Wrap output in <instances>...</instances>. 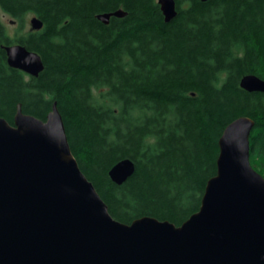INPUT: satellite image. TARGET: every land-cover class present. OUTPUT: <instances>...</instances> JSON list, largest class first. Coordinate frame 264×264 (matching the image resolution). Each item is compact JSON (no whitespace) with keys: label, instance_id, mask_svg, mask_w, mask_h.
<instances>
[{"label":"trees","instance_id":"16d2710c","mask_svg":"<svg viewBox=\"0 0 264 264\" xmlns=\"http://www.w3.org/2000/svg\"><path fill=\"white\" fill-rule=\"evenodd\" d=\"M175 1L166 22L158 0H0L20 29L29 15L43 22L13 37L0 16V117L13 124L21 104L46 120L56 102L81 170L122 223L179 226L197 212L241 116L255 122L250 160L264 176V93L240 85L264 79V0ZM16 43L41 56L39 76L8 64L3 45ZM126 158L135 172L117 184L109 171Z\"/></svg>","mask_w":264,"mask_h":264},{"label":"water","instance_id":"95a60500","mask_svg":"<svg viewBox=\"0 0 264 264\" xmlns=\"http://www.w3.org/2000/svg\"><path fill=\"white\" fill-rule=\"evenodd\" d=\"M206 1V0H204ZM166 22L175 0H158ZM99 14L104 23L124 16ZM43 22L31 18L32 30ZM8 64L37 77L41 56L24 45H3ZM240 85L264 93V79ZM253 119L241 116L219 140L217 173L197 212L181 225L141 217L122 223L109 212L76 160L63 117L53 104L46 120L17 107L14 123L0 117V264H264V176L250 160ZM135 172L126 158L109 171L124 183Z\"/></svg>","mask_w":264,"mask_h":264},{"label":"rangeland","instance_id":"374dc122","mask_svg":"<svg viewBox=\"0 0 264 264\" xmlns=\"http://www.w3.org/2000/svg\"><path fill=\"white\" fill-rule=\"evenodd\" d=\"M0 16L6 25L7 33L13 37H15L16 35L20 36L22 35V33L31 30V18L33 17V15H29L27 16V18H25L23 24L24 27L22 29H20L19 22H13V19L10 18L8 15L4 14L1 9H0Z\"/></svg>","mask_w":264,"mask_h":264},{"label":"flooded vegetation","instance_id":"af4514ba","mask_svg":"<svg viewBox=\"0 0 264 264\" xmlns=\"http://www.w3.org/2000/svg\"><path fill=\"white\" fill-rule=\"evenodd\" d=\"M16 44H18V43H16Z\"/></svg>","mask_w":264,"mask_h":264}]
</instances>
